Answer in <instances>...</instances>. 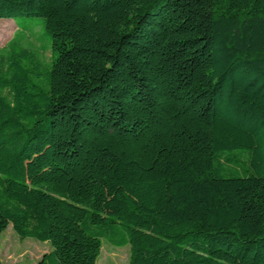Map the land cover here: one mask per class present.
<instances>
[{"label":"trees","instance_id":"16d2710c","mask_svg":"<svg viewBox=\"0 0 264 264\" xmlns=\"http://www.w3.org/2000/svg\"><path fill=\"white\" fill-rule=\"evenodd\" d=\"M33 18L48 48L0 50V236L264 264V0H0Z\"/></svg>","mask_w":264,"mask_h":264},{"label":"rangeland","instance_id":"374dc122","mask_svg":"<svg viewBox=\"0 0 264 264\" xmlns=\"http://www.w3.org/2000/svg\"><path fill=\"white\" fill-rule=\"evenodd\" d=\"M20 23V19L0 21V50L4 49L13 38H17L26 49L42 52L49 47V36L40 19H28L24 23L25 30L21 29ZM41 52H39L40 57L47 62L50 53ZM32 147L35 152L43 149L40 143H35ZM45 174L44 171L43 175ZM31 178L32 171L28 173V180ZM50 250L51 247L46 242L30 238L19 239L10 226L0 236V262L3 264H37ZM129 257V246L115 248L102 241L96 264H129Z\"/></svg>","mask_w":264,"mask_h":264}]
</instances>
